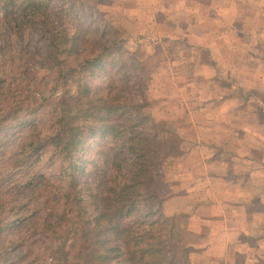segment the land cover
Listing matches in <instances>:
<instances>
[{"label":"rangeland","instance_id":"374dc122","mask_svg":"<svg viewBox=\"0 0 264 264\" xmlns=\"http://www.w3.org/2000/svg\"><path fill=\"white\" fill-rule=\"evenodd\" d=\"M156 1L0 0V264H54L52 248L67 254L61 264H77L81 221L104 205L96 193L131 183L124 226L161 236L169 262L254 264L242 217L264 215V174L253 178L264 171L256 109L216 106L218 86L236 77L220 79L204 52L167 38ZM83 86L97 106L118 107L112 122L124 132L86 133L65 159L57 119ZM132 125L150 132L134 145L151 151L139 182Z\"/></svg>","mask_w":264,"mask_h":264},{"label":"crops","instance_id":"0c3cea01","mask_svg":"<svg viewBox=\"0 0 264 264\" xmlns=\"http://www.w3.org/2000/svg\"><path fill=\"white\" fill-rule=\"evenodd\" d=\"M231 1L157 0L159 8L156 10L166 14L162 15L161 28L170 30L171 35L167 38L188 45L194 52H204L208 66L215 68L220 79L236 77L231 80L234 85L218 86L224 92L223 100L216 101V106H238L242 102L241 105L256 109L254 120L263 128L260 134H264V0H235L234 4ZM232 9L234 16L230 15ZM244 11L249 15H242ZM203 15L209 17L200 21ZM246 38L254 41L253 47H248ZM262 174L264 171H258L257 175L253 173V178L259 179ZM260 200L254 203L264 202V199ZM242 220L252 226L253 232L245 235L253 236L250 239L254 244L252 262L264 264V215L255 212L252 217L243 216ZM242 256L248 257L245 251Z\"/></svg>","mask_w":264,"mask_h":264},{"label":"trees","instance_id":"16d2710c","mask_svg":"<svg viewBox=\"0 0 264 264\" xmlns=\"http://www.w3.org/2000/svg\"><path fill=\"white\" fill-rule=\"evenodd\" d=\"M27 4L30 5L31 0H27ZM88 64L89 67L95 66L91 61H88ZM82 89L83 93L81 91L75 97L63 100V109L57 119L59 129L53 138L55 140L54 145L57 150L59 149V152H62L65 159H73L72 154L83 144L86 133L95 134L97 129H100L107 133H114L117 139V137L121 138L120 136L124 132H120L115 123L112 122L118 107L110 105V102H101L97 106L94 101L92 102L88 98L89 89L86 86H83ZM85 97L86 103L82 102ZM98 114L103 116L98 117ZM153 127L157 128L156 125ZM130 128L132 131H129L127 142L131 145L128 150L136 156L133 180L139 182L144 180L146 178L145 173L149 172L144 164L151 151L148 150L149 146L135 148L134 145L140 143L141 137L150 132L146 130L145 134L144 131H136L135 125ZM163 140L165 141V139ZM161 141L157 136L152 139V142L155 143L154 146L157 145L158 148L161 146L159 144ZM119 155L122 154L115 153V159ZM106 157L107 160L114 159V153L106 154ZM78 168L75 167V169ZM72 176L75 182V175ZM105 184L107 183L101 181L99 187H104ZM137 186L134 183L118 185L110 190L113 193L112 196H102L103 191L100 190L99 193H96L94 197L96 205H100L102 202L104 205H101L102 207L97 210V213L88 215L81 221L84 229L77 232L78 240L81 242L77 264H173L169 262L173 257H171L172 259L168 258L165 253L164 243L166 241L162 240L161 236L156 235L153 231L140 232V228L136 229L133 225L124 226L123 222L128 217L124 215V211L129 206H134V202H131L128 197V192L135 190ZM171 219L173 218H166L164 221L168 222ZM156 224L151 223L150 225ZM148 235L150 237L145 238ZM51 253L54 264H61L62 258L67 255L62 248H52Z\"/></svg>","mask_w":264,"mask_h":264}]
</instances>
